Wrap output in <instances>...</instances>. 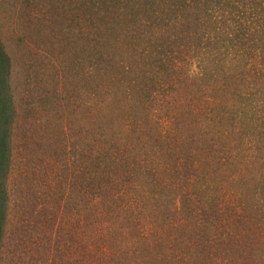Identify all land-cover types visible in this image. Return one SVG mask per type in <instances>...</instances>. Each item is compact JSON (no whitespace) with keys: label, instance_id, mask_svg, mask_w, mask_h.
<instances>
[{"label":"trees","instance_id":"obj_1","mask_svg":"<svg viewBox=\"0 0 264 264\" xmlns=\"http://www.w3.org/2000/svg\"><path fill=\"white\" fill-rule=\"evenodd\" d=\"M178 2L161 12L165 22L160 73L168 79L179 67L178 61L190 65L189 60H181L185 54L194 58L185 53L190 44L207 48L215 62L200 61L199 82L188 84L200 96L190 101L187 115L168 116L169 129L153 122V117L143 124L138 122L139 116L126 118L115 107L114 117L107 120L115 128L113 142L99 138L97 149L90 153L74 151L78 153L77 171L67 169L58 190L46 198L50 205L60 207L66 191L67 203L74 194L77 197L79 216L71 225L76 230L74 237L80 238L74 242L81 247L80 264H264V79L256 77L264 73V0ZM182 8L188 11L184 21L179 18ZM175 28L178 33L171 32ZM10 67L0 40V264L17 121L8 83ZM217 70L223 79L215 74ZM119 77H110V83L125 78ZM141 93L147 106L143 112L149 116L148 108L158 100L152 87ZM220 95L221 102L210 106L208 101L218 100ZM248 111L253 115L247 122L258 115L263 124L237 128ZM247 133L260 143L261 171L247 167L250 176L242 175L237 183L238 159L232 157L237 155L239 137ZM40 167L44 172L43 162ZM228 178H233L230 183ZM230 191L231 200L227 197ZM243 191L256 194L250 204L238 197ZM34 197H39L38 192ZM47 221L54 225L56 217ZM51 264L57 263L52 260Z\"/></svg>","mask_w":264,"mask_h":264},{"label":"rangeland","instance_id":"obj_2","mask_svg":"<svg viewBox=\"0 0 264 264\" xmlns=\"http://www.w3.org/2000/svg\"><path fill=\"white\" fill-rule=\"evenodd\" d=\"M178 1L0 0V40L11 61L8 83L17 111L13 127L14 165L7 181L10 204L2 264H51L52 260L57 264H80L81 247L74 244L80 238L74 237L76 230L71 225L79 216L77 197L74 194L67 203L66 191L60 207H56L50 205L46 196L58 190L67 169L77 171L81 149L89 153L97 149L99 138L113 142L115 128L108 121L116 108L126 118L139 116L138 122L143 124L153 117V122H161L168 129V116L188 114L190 101L200 96L188 84L199 82L200 61H214V55L205 47L190 44L193 47L185 53H192L194 58L191 54L181 57L189 60L190 65L178 61L179 67L168 79L160 73V39L164 37L165 22L161 12L164 7L179 5ZM184 10L179 14L183 21L188 12ZM174 31L178 33L176 28L171 32ZM215 74L219 79L223 76L220 70ZM116 75L125 78L111 84L109 78ZM256 77L264 79V73ZM149 87L158 103L148 108L153 115L146 116L141 89ZM208 95L201 99L204 101ZM220 98L221 95L218 100H209V105L218 104ZM252 115L251 111L243 115L237 128L263 124L258 115L247 122ZM101 122L105 123L102 128ZM229 143L233 145L234 140ZM259 144L250 133L239 137L237 155L233 152L232 157L238 159L237 183L248 174L247 167L253 172L261 171ZM232 173L233 168L227 172L229 176ZM232 179L226 181L230 183ZM68 180L74 181L72 177ZM229 186L233 189V184ZM35 192L39 197L33 198ZM255 195L243 191L238 197L243 204H250ZM227 197L232 199L231 191ZM54 216L53 225L47 220Z\"/></svg>","mask_w":264,"mask_h":264}]
</instances>
